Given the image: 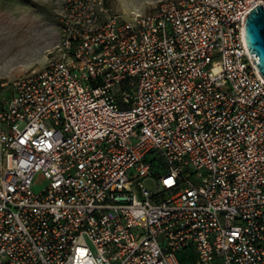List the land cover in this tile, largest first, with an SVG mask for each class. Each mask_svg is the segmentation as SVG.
Segmentation results:
<instances>
[{
	"label": "built area",
	"instance_id": "built-area-1",
	"mask_svg": "<svg viewBox=\"0 0 264 264\" xmlns=\"http://www.w3.org/2000/svg\"><path fill=\"white\" fill-rule=\"evenodd\" d=\"M61 1L44 68L2 85L0 264H264V78L244 36L264 0Z\"/></svg>",
	"mask_w": 264,
	"mask_h": 264
},
{
	"label": "rangeland",
	"instance_id": "rangeland-1",
	"mask_svg": "<svg viewBox=\"0 0 264 264\" xmlns=\"http://www.w3.org/2000/svg\"><path fill=\"white\" fill-rule=\"evenodd\" d=\"M160 1L108 0V4L126 16L131 12L148 13ZM61 12V0H0V110L10 96L3 84L46 65L49 52L59 40ZM42 183L35 178L33 190L40 191Z\"/></svg>",
	"mask_w": 264,
	"mask_h": 264
},
{
	"label": "water",
	"instance_id": "water-1",
	"mask_svg": "<svg viewBox=\"0 0 264 264\" xmlns=\"http://www.w3.org/2000/svg\"><path fill=\"white\" fill-rule=\"evenodd\" d=\"M246 45L257 69L264 78V7L258 5L247 13L244 21Z\"/></svg>",
	"mask_w": 264,
	"mask_h": 264
},
{
	"label": "trees",
	"instance_id": "trees-1",
	"mask_svg": "<svg viewBox=\"0 0 264 264\" xmlns=\"http://www.w3.org/2000/svg\"><path fill=\"white\" fill-rule=\"evenodd\" d=\"M189 252V253H188ZM185 254V255H184ZM187 254V255H186ZM179 262L181 264H191L194 260V256L190 253V251L185 250L178 255Z\"/></svg>",
	"mask_w": 264,
	"mask_h": 264
},
{
	"label": "snow or ice",
	"instance_id": "snow-or-ice-1",
	"mask_svg": "<svg viewBox=\"0 0 264 264\" xmlns=\"http://www.w3.org/2000/svg\"><path fill=\"white\" fill-rule=\"evenodd\" d=\"M171 181H168V183H170Z\"/></svg>",
	"mask_w": 264,
	"mask_h": 264
}]
</instances>
